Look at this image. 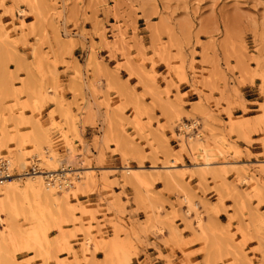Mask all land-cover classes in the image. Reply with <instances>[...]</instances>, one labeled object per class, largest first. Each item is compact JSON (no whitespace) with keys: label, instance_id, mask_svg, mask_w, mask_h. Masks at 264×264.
<instances>
[{"label":"rangeland","instance_id":"obj_1","mask_svg":"<svg viewBox=\"0 0 264 264\" xmlns=\"http://www.w3.org/2000/svg\"><path fill=\"white\" fill-rule=\"evenodd\" d=\"M3 4L0 156L17 173L20 152L44 170L56 153L78 189L38 200L50 246L27 234L0 264H264V0ZM117 233L119 249L106 243Z\"/></svg>","mask_w":264,"mask_h":264},{"label":"bare ground","instance_id":"obj_2","mask_svg":"<svg viewBox=\"0 0 264 264\" xmlns=\"http://www.w3.org/2000/svg\"><path fill=\"white\" fill-rule=\"evenodd\" d=\"M5 34H6V31H5ZM6 35L8 36L9 34H6ZM54 74L56 75L57 72H55ZM4 88H6V87H4ZM35 91H37V89ZM22 92H27L30 95V97L33 99L32 101L34 102L33 106H35V110L37 112H40L42 105L40 104V101L38 102L37 98L36 99L34 98L35 96H33L34 94H32V92H34V89L31 90V87H29L28 85H25V87L22 89ZM39 94H41V92H39ZM14 95L17 96V92H14ZM52 99H54L53 96H52ZM0 101H1V99H0ZM55 102H56V100H55ZM206 121H207V119L205 120V122ZM185 125H186L185 128L189 129V131H190L191 130L190 129L191 125H189V124H185ZM200 131H201V129H200ZM196 132L197 131H194V132L191 133V131H190V133L188 134L187 137L193 138L195 135H199L201 133V132L200 133L198 132L196 134ZM193 134H194V136H193ZM40 145H41V143L39 144V146ZM183 145H184L183 146L184 148H193L195 144L192 143L190 140L185 139ZM37 146H38V143H37ZM22 150H23V148H22ZM22 152H20V154L17 155V161H18L17 165L20 166V169H19L20 172L17 171V173L13 172L14 168L12 167V160L9 157H6V155H2V156H5L8 159V162H9V165H10V172L12 174H10V177H8V178H0V219L6 221V223H2L4 225V228H2L0 230V259H1L2 251H4V247L6 246V244H8V243L9 244L10 243L11 244H16L21 239H25L27 234H32L31 235V240H29V241L26 240L27 241V247H32L34 249H44V247H45L44 244H47V246L49 245L50 241L47 238L46 234H44V235L41 234L42 233L41 229H42V226H43L42 217H45V214L46 215L48 214L49 216H52V215L49 213L48 210H46V211L44 210V208H43L44 206L42 207L43 204L41 205L38 200L43 199V198L44 199H46V198L48 199V197L54 191L55 188L57 190L59 188L60 189L63 188L65 185H72V184L76 183L75 182L76 179L74 177H68L69 176L68 175L69 172H65V168H62L61 170H59L57 168V161L58 160H57V157H56V153L47 154V155H44L42 157L45 160V162L48 163V168L46 170L40 169V171L38 173H30L28 171V165L29 164H27L29 160L26 161V159L24 157V154H22ZM14 165H15V163H14ZM60 166H61V164H60ZM15 167H16V165H15ZM122 169H124V170H132L133 167L130 166V165H126ZM86 176H88V175H86ZM48 177H52L54 179V181H53V184L55 185V186L53 185L54 187L51 186L52 182H49L47 180ZM19 180H21V181L23 180L24 181V184L23 185L21 184L23 187L19 184V182H18ZM250 180H252V179H250ZM81 185H83V183ZM77 187H78V184H77V186L75 188H77ZM64 194L68 198V194L67 193H64ZM188 201H189V199H188ZM71 213L73 214L72 211H71ZM72 214H71V216H72ZM19 215H21V216L24 215L25 217H27L28 221H30V224H31L30 228L28 227V228H25L26 230H22V227H24V226L22 224H20L19 221H18ZM4 216H7V217L4 218ZM55 226L57 228H62L61 225L58 224V223H55ZM200 226H202L201 229L204 230V231L207 228V226H205L203 224L200 225ZM208 226H209V224H208ZM173 229H174L173 230L174 232H177L175 228H173ZM210 230H211V228H210ZM62 238H63V235L59 236L58 239L56 238V242H60L62 240ZM87 241L88 240H86V242ZM89 243H91V242H89ZM112 253L113 252H111L110 254H112ZM14 262H15L14 260L5 261L6 264H14ZM5 263H3V264H5Z\"/></svg>","mask_w":264,"mask_h":264},{"label":"snow or ice","instance_id":"obj_3","mask_svg":"<svg viewBox=\"0 0 264 264\" xmlns=\"http://www.w3.org/2000/svg\"><path fill=\"white\" fill-rule=\"evenodd\" d=\"M3 6H4L3 0H0V7H3ZM152 67L154 68L155 64H153ZM129 79L131 80V83L128 84V89L131 91H135L137 93V99H139V96L141 95L140 89L143 87V85L139 83L138 77H135V78L130 77ZM144 103H148L147 98H145ZM262 207H264V205H262ZM20 220L22 222V225H28L30 223L28 221L27 217H21ZM262 221H264V214H262ZM0 223H6V221H0ZM22 230H26V229L24 227H22ZM45 231H47V229H45ZM54 236H56L55 231L50 234V237H54ZM57 239H58V237H57ZM106 243H111L114 248L119 249L121 246L126 244V241H125L122 233H117L111 237L110 241H106ZM96 251L98 253L104 254L108 251V249L107 248L101 249V248L97 247ZM34 259L35 258H29L27 260L17 259L15 264H33ZM37 264H39L38 261H37ZM99 264H107L106 259L101 260L99 262ZM113 264H157V262L155 259H152L150 261V260L143 258V257L133 256L132 259L125 258L123 261H119V262L114 261ZM205 264H208V262H205ZM226 264H228V262H226Z\"/></svg>","mask_w":264,"mask_h":264},{"label":"built area","instance_id":"obj_4","mask_svg":"<svg viewBox=\"0 0 264 264\" xmlns=\"http://www.w3.org/2000/svg\"><path fill=\"white\" fill-rule=\"evenodd\" d=\"M40 165L39 162L35 161L28 167V171L30 173H38L40 171ZM10 165L8 162V159L5 156H0V178H8L10 177ZM49 180L54 181L52 177H50Z\"/></svg>","mask_w":264,"mask_h":264},{"label":"crops","instance_id":"obj_5","mask_svg":"<svg viewBox=\"0 0 264 264\" xmlns=\"http://www.w3.org/2000/svg\"><path fill=\"white\" fill-rule=\"evenodd\" d=\"M91 135H92V131H88V133H87V136L90 138L91 137ZM202 167H205V166H208V165H201Z\"/></svg>","mask_w":264,"mask_h":264}]
</instances>
